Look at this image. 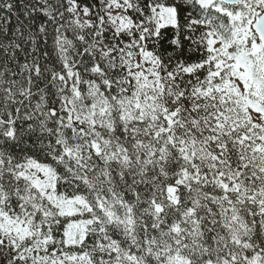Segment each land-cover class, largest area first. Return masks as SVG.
Listing matches in <instances>:
<instances>
[{
    "label": "snow or ice",
    "instance_id": "6c2138e0",
    "mask_svg": "<svg viewBox=\"0 0 264 264\" xmlns=\"http://www.w3.org/2000/svg\"><path fill=\"white\" fill-rule=\"evenodd\" d=\"M0 264H264V0H0Z\"/></svg>",
    "mask_w": 264,
    "mask_h": 264
}]
</instances>
